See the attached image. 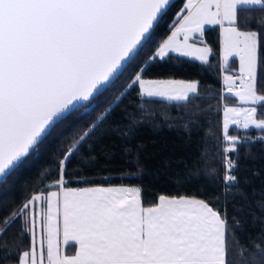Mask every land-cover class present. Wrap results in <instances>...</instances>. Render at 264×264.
<instances>
[{
	"label": "snow or ice",
	"instance_id": "obj_1",
	"mask_svg": "<svg viewBox=\"0 0 264 264\" xmlns=\"http://www.w3.org/2000/svg\"><path fill=\"white\" fill-rule=\"evenodd\" d=\"M169 3L0 0V177L18 169L58 123L80 112L77 105L95 100L129 68L118 99L138 88L141 97L189 100L198 82L145 79V73L152 63L173 57L208 65L213 49L206 26H219L224 61H239L238 70L224 77L223 99L234 96L243 106L223 107L222 147L212 178L224 189L238 187V146L249 140L232 135L230 126L264 133V25L260 31L242 28L239 12L264 9V0H187L169 34L141 60ZM104 103L108 108L98 121L61 152L55 176L46 174L56 190L33 195L0 215L5 259L15 255L6 247L7 236L19 224L17 234L27 236L28 243L15 255L17 264H237L229 255L230 240L246 246L233 235L226 211L210 199L160 194L145 204L142 187L70 186L67 168L77 149L113 111L111 100ZM257 139L264 142V135ZM17 234L13 245L24 242ZM70 241L76 245L71 254L61 250ZM240 255V264H264V250Z\"/></svg>",
	"mask_w": 264,
	"mask_h": 264
},
{
	"label": "trees",
	"instance_id": "obj_2",
	"mask_svg": "<svg viewBox=\"0 0 264 264\" xmlns=\"http://www.w3.org/2000/svg\"><path fill=\"white\" fill-rule=\"evenodd\" d=\"M184 1L176 0L168 7L154 29L152 41L142 52L141 60L169 34ZM239 14L242 28L260 31V25H264V9L260 6L241 8ZM205 35L213 49L208 65L173 57L166 62L152 63L145 73L146 78L196 80L197 94H190L187 101H169L141 97L137 88L118 99V89L130 75L129 68L107 86L102 95L78 107L80 112H74L67 121L58 123L38 150L0 182V215L16 208L34 193L51 189L49 185L53 181L46 178V174L51 172L55 176V163L60 160L61 152L72 147L90 122L98 121L108 108L104 102L111 100L112 113L99 122L95 134L77 149L68 165L67 178L71 187L109 184L142 187L145 204L156 200L160 194L210 199L217 208L226 211L233 235L246 246L241 249L230 240L229 255L237 264H240V254L246 250H264V142L257 139L264 133L256 129L237 132L230 128L232 134L242 139L247 136L249 140L238 146L239 185L224 189L221 180L212 178L222 147L223 103L234 102L235 97L223 99L219 26L206 27ZM236 66L237 58H230L226 70ZM3 227L0 223V229ZM19 228V224L13 225L7 236L6 247L15 255H19L28 243L27 236L17 234ZM13 234H17L18 241L23 239L24 242L13 245ZM4 247L0 240V264L16 263L15 255L5 259Z\"/></svg>",
	"mask_w": 264,
	"mask_h": 264
},
{
	"label": "crops",
	"instance_id": "obj_3",
	"mask_svg": "<svg viewBox=\"0 0 264 264\" xmlns=\"http://www.w3.org/2000/svg\"><path fill=\"white\" fill-rule=\"evenodd\" d=\"M186 2H187V0L184 1L183 7L186 4ZM206 27H208V26H206ZM230 58H228V61L227 62L224 61V58H223L222 53H221V47H220L221 68L227 67V64H228ZM238 67H239V61H238V58H237V66L236 67H232L231 70H226V71H228V72H231L232 70L233 71H237L238 70ZM144 78L145 79H156V80H173L174 79V80H181V81H186V82H197L196 80L177 79V78H146V77H144ZM155 98L166 99V100H169V101H182V100H176V99H169L167 97H155ZM223 118L224 117H223V114H222V122H223ZM122 186L123 187H136V186H127V185H123V184L89 185V186H77V187L79 188V187H122ZM55 190H56L55 188H51V189H49L47 191H55ZM46 192H44V193L46 194ZM39 193L40 192H37V193H34L33 195H37ZM39 208H40V205H39V202H37V204H36L37 212L39 211ZM55 210H56V204H55V198H53V212H55ZM61 212H62V208H61ZM36 229H37V232H38L39 231V216L38 215L36 216ZM75 247H76L75 242L74 241H70L67 246H64L62 244L61 245V250L62 251H65L66 250L69 254H71L72 252L75 251ZM14 264H17V262L14 263Z\"/></svg>",
	"mask_w": 264,
	"mask_h": 264
},
{
	"label": "rangeland",
	"instance_id": "obj_4",
	"mask_svg": "<svg viewBox=\"0 0 264 264\" xmlns=\"http://www.w3.org/2000/svg\"><path fill=\"white\" fill-rule=\"evenodd\" d=\"M224 67V66H223ZM226 72V71H225ZM234 72H236V71H231V72H228L227 71V73H229V74H233ZM226 75H221V84H223V87H221V90H222V93L223 94H225L226 93V91H227V82L224 80V77H225ZM234 97V96H233ZM225 104H227L228 106H243V105H241V103L239 102V100H238V98H236L235 97V100H234V102H225V103H223V107H224V105ZM223 107H222V110H223ZM222 114H223V111H222ZM230 128H234L235 129V126H230ZM232 134V133H231ZM232 135H235V134H232ZM240 139H242V137L240 136V135H237ZM244 138V137H243Z\"/></svg>",
	"mask_w": 264,
	"mask_h": 264
},
{
	"label": "water",
	"instance_id": "obj_5",
	"mask_svg": "<svg viewBox=\"0 0 264 264\" xmlns=\"http://www.w3.org/2000/svg\"><path fill=\"white\" fill-rule=\"evenodd\" d=\"M176 0H170V3H169V6H171ZM168 6V7H169ZM168 9V8H167ZM107 87V86H106ZM104 89H101V92L103 91ZM98 95V94H97ZM85 103L87 102H82L81 104L77 105V107H80L82 105H84ZM6 176H3V177H0V182L5 178Z\"/></svg>",
	"mask_w": 264,
	"mask_h": 264
},
{
	"label": "built area",
	"instance_id": "obj_6",
	"mask_svg": "<svg viewBox=\"0 0 264 264\" xmlns=\"http://www.w3.org/2000/svg\"><path fill=\"white\" fill-rule=\"evenodd\" d=\"M221 75H231V74H229V73H227V72H225V71H222V72H221ZM221 87H223V84H221Z\"/></svg>",
	"mask_w": 264,
	"mask_h": 264
}]
</instances>
